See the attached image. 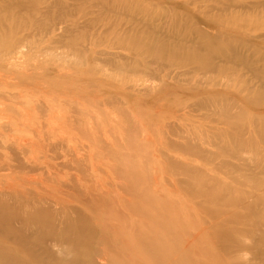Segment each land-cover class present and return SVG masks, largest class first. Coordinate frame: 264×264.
Returning a JSON list of instances; mask_svg holds the SVG:
<instances>
[{"label":"rangeland","instance_id":"374dc122","mask_svg":"<svg viewBox=\"0 0 264 264\" xmlns=\"http://www.w3.org/2000/svg\"><path fill=\"white\" fill-rule=\"evenodd\" d=\"M56 1L0 0V253L15 264H264V123L249 126L259 115L240 101L258 86L226 59L252 55L264 24L240 9L243 37L199 26L196 11L222 15L223 0ZM240 140L259 147L238 152Z\"/></svg>","mask_w":264,"mask_h":264},{"label":"bare ground","instance_id":"6f19581e","mask_svg":"<svg viewBox=\"0 0 264 264\" xmlns=\"http://www.w3.org/2000/svg\"><path fill=\"white\" fill-rule=\"evenodd\" d=\"M17 1V0H16ZM38 1V0H37ZM56 1V0H55ZM103 1V0H102ZM165 1V0H164ZM198 1V0H197ZM25 2V1H24ZM30 1H28L29 3ZM57 2V1H56ZM60 2V1H59ZM118 2V1H117ZM129 2V0H128ZM12 3V2H11ZM15 3V2H14ZM23 3V2H22ZM61 3V2H60ZM140 3V2H139ZM143 3V2H142ZM27 4V3H26ZM41 4V3H40ZM51 4V3H50ZM57 4V3H56ZM83 4V3H82ZM100 4V3H99ZM125 4V3H124ZM190 4V3H189ZM192 4V3H191ZM190 4V5H191ZM16 5V4H15ZM37 5V4H36ZM129 5V4H128ZM138 5V4H137ZM144 5V4H143ZM189 5V6H190ZM253 5V6H251ZM251 5H248V4H245L243 2H239V1H232V0H223L220 2L219 4V11H221L222 15H218V14H214L212 12H206V11H196L197 14H199L198 16H201L200 18L202 19L201 22L200 21H197L198 25L199 26H202V27H207L209 29H211L212 27H217V28H226V29H232V33H235L237 35H240V37H243L242 35H246L248 34V30L247 29H251L252 28V25H251V21L249 18H251V20L255 22H262L264 24V0H258L256 3L254 4H251ZM9 6V5H8ZM49 6V5H48ZM47 6V8H48ZM104 6V5H103ZM107 6V5H106ZM212 6V5H211ZM5 7V6H4ZM51 7V5H50ZM58 7V6H57ZM62 7V6H61ZM78 7V6H77ZM100 7V6H99ZM105 7V6H104ZM114 7V6H113ZM140 7V6H139ZM164 7V6H163ZM168 7V6H167ZM171 7V6H170ZM29 8H32V7H29ZM80 8V7H79ZM103 8V7H101ZM120 8V7H119ZM133 8V7H132ZM155 8V7H154ZM28 9V8H27ZM34 9V8H33ZM32 9V10H33ZM38 9V8H37ZM124 9V7H123ZM166 9V8H165ZM168 9V8H167ZM173 9V8H172ZM240 9H248V17H240V16H237V17H233L232 16L234 15V11L235 10H240ZM2 10V9H1ZM5 10V9H4ZM46 10H49V9H46ZM93 10V9H92ZM105 10V9H104ZM135 10V9H134ZM139 10V9H138ZM154 10V9H153ZM206 10V9H205ZM16 11V10H15ZM194 11V10H193ZM215 11V10H214ZM105 12V11H104ZM109 12V11H108ZM117 12V11H116ZM139 12V11H138ZM169 12V11H167ZM218 12V11H217ZM246 13V12H245ZM130 14V12H129ZM135 14V13H133ZM162 14V13H161ZM172 14V13H171ZM230 14V15H229ZM254 14V15H252ZM125 15V14H124ZM151 15V14H150ZM131 16V15H130ZM128 16V17H130ZM136 16V14H135ZM236 16V15H235ZM242 16V15H241ZM244 16V14H243ZM17 17V16H16ZM15 18V17H14ZM97 18V17H96ZM122 18V17H121ZM142 18V17H141ZM165 18V17H164ZM190 18V17H189ZM199 18V19H200ZM94 19V18H93ZM99 19V18H98ZM118 19V18H117ZM159 19V18H158ZM120 20V19H119ZM119 20H116L119 22ZM132 20V19H131ZM145 20V19H144ZM14 21V20H13ZM99 21V20H98ZM140 21V20H138ZM186 21V20H185ZM27 22V21H26ZM127 22V21H125ZM144 22V21H142ZM184 22V21H183ZM22 23V22H21ZM29 23V22H28ZM27 23V24H28ZM137 23V22H136ZM151 23V22H150ZM168 23V22H167ZM95 24V23H94ZM119 24V23H118ZM132 24V22H131ZM182 24V23H181ZM244 25V28H242L241 26L239 25ZM257 24V23H256ZM126 26V25H125ZM130 26V25H129ZM139 26V25H138ZM141 26V25H140ZM145 26V25H144ZM160 26V25H159ZM152 27V26H151ZM164 27V26H163ZM193 27V25H192ZM211 27V28H210ZM259 27V26H258ZM254 28V30L252 29V31H254V35L253 37H251V39L254 41L255 43V46H254V50H253V53L252 55H248V56H244L243 53L241 52L242 55H236V54H230L229 53H226L227 55H230L229 57H226V59H232V60H237V59H241L243 60V65L241 66V70L238 74H243V71L244 69L248 71V74H252L253 76V79L254 81L257 83V88L255 89V87H249V86H246L244 88V90H242V95L240 96V101L242 102L243 106H244V110H241L242 112L244 113H249V114H253L254 116H258L259 115V120H256V121H252V122H248L249 123V126L251 127H256L258 128V126H262L263 123H264V52H262V54H260L261 52H259V47L261 45H263V48H264V29H259V28ZM22 28V27H21ZM128 28V27H127ZM157 28V27H156ZM161 28V26H160ZM183 28V26H182ZM187 29V28H186ZM192 29V28H191ZM246 29V30H245ZM256 29H259V30H256ZM139 30V29H138ZM141 30V29H140ZM185 30V29H184ZM212 30V29H211ZM242 30H245V31H242ZM262 30L261 32H263V36L259 34V31ZM130 31V30H129ZM128 31V32H129ZM134 31V30H133ZM117 32V31H116ZM143 32V30H142ZM170 32V31H169ZM43 33V32H42ZM133 33V32H132ZM138 33V32H137ZM173 32H171L172 34ZM185 33V32H183ZM214 33V32H213ZM224 33V32H223ZM245 33V34H244ZM250 34V33H249ZM145 35V34H144ZM175 35V33H174ZM123 36V34L121 35ZM150 36V35H149ZM187 36V35H186ZM194 36V35H193ZM233 36V35H232ZM249 36V35H248ZM126 37V36H125ZM124 37V39H125ZM129 37V36H128ZM195 37V36H194ZM234 37V36H233ZM188 38V36H187ZM220 38V37H219ZM231 38L232 37H229L228 40H226V43H225V47H227L228 45H231ZM103 39V38H102ZM116 39V38H114ZM155 39V38H154ZM173 39V38H172ZM106 40V39H105ZM156 40V39H155ZM162 40V39H161ZM164 40V39H163ZM195 40V38H194ZM235 40V39H233ZM243 40V39H242ZM183 41V40H182ZM190 41V40H189ZM211 41V40H210ZM110 42V41H109ZM137 42V41H135ZM156 42V41H155ZM198 42V41H197ZM194 43V44H198V43ZM208 42V41H207ZM243 42V41H242ZM19 43V42H18ZM95 43V42H94ZM113 43V41H112ZM133 43V42H132ZM164 43V42H163ZM166 43V42H165ZM168 43V42H167ZM201 43V42H200ZM213 43V41H212ZM244 43V42H243ZM17 44V43H16ZM190 44V43H189ZM193 44V45H194ZM215 44V43H213ZM93 45V43H92ZM112 45V44H111ZM116 45V44H115ZM169 45V44H168ZM192 45V44H191ZM220 45V44H219ZM245 45V44H244ZM19 46V45H18ZM154 46V45H153ZM152 46V47H153ZM224 46V45H222ZM144 47V46H143ZM151 47V46H150ZM191 47V46H190ZM218 47V46H217ZM19 48V47H18ZM135 48V47H134ZM188 48V46H187ZM195 48V47H194ZM250 48V47H249ZM125 49V48H124ZM133 49V48H132ZM167 49H171L172 53H175V59H174V56H173V59L176 60L175 62L177 63V61L180 59H188L189 57H185L184 55H182L181 52H179V49L176 48L174 49V46H165L164 48L161 47V52H163L164 50H167ZM183 49V48H182ZM185 49V47H184ZM218 49H220V47H218ZM236 49V48H235ZM251 49V48H250ZM148 50V49H147ZM222 50V49H221ZM220 50V51H221ZM226 50V48H225ZM136 51V50H135ZM183 51V50H182ZM205 51H208V50H205ZM166 52V51H164ZM163 52V53H164ZM234 52V51H233ZM181 53V54H179ZM150 54V53H149ZM148 54V55H149ZM238 54V52H237ZM142 55V54H141ZM140 53H139V57L141 56ZM147 55V57H148ZM161 55V53H160ZM190 55V54H189ZM260 55V56H259ZM166 57V55H164ZM145 57V59L147 58ZM155 57V56H154ZM150 58V57H149ZM160 58V57H159ZM155 59V58H153ZM157 59V58H156ZM162 59V56L161 58ZM159 59V60H160ZM164 59V58H163ZM163 59L161 61H163ZM169 59V58H168ZM172 59V57H171ZM190 59V58H189ZM165 60V59H164ZM216 60V59H215ZM151 61V60H150ZM153 62V61H152ZM161 64V62H159ZM164 63H162L163 65ZM180 64V63H179ZM182 64V62H181ZM180 64V65H181ZM235 64V63H234ZM172 65L174 66L175 64L172 63ZM218 64H216L217 66ZM233 65V64H232ZM146 66V64H145ZM164 66V65H163ZM184 66V65H183ZM160 67V65H159ZM162 67V66H161ZM160 67V69H161ZM166 67V66H165ZM175 67V66H174ZM187 67V65H186ZM211 67V66H210ZM240 67V66H239ZM123 68H125V66H123ZM122 68V69H123ZM127 68V67H126ZM140 68V67H139ZM155 68V67H154ZM121 69V70H122ZM197 69L200 70V71H204L206 70V67L204 66H197ZM210 69V68H209ZM217 69V67H216ZM131 70V69H129ZM159 70V69H158ZM125 71V70H124ZM122 70V72H124ZM136 71V70H135ZM153 71V69H152ZM157 71V70H156ZM164 71V70H163ZM239 71V70H238ZM151 72V71H150ZM205 72V71H204ZM207 72V70H206ZM126 73V71H125ZM128 73V72H127ZM137 73V72H136ZM226 73V72H225ZM209 74V72H208ZM245 74V73H244ZM159 75V74H158ZM156 75V76H158ZM168 75H171V73H169ZM149 76V75H148ZM155 76V77H156ZM235 76V75H234ZM147 77V76H146ZM151 77V76H150ZM230 77V76H229ZM145 78V77H144ZM152 78V77H151ZM166 78V77H165ZM231 78V77H230ZM154 79V78H152ZM160 79V78H159ZM169 79V78H168ZM146 80V78H145ZM150 79H148L147 82H149ZM156 82V81H155ZM246 82V81H245ZM254 82V84H255ZM146 83V82H144ZM140 84V82H139ZM241 84V82H240ZM145 85V84H144ZM248 85V84H247ZM235 86H237L235 84ZM239 86V85H238ZM236 89V87H235ZM263 90V92L261 91ZM225 103L226 100H224ZM223 101V103H224ZM227 105V104H226ZM225 106V105H223ZM226 107V106H225ZM237 107V106H236ZM239 110V109H238ZM238 115V114H237ZM225 117H227L226 119L228 120L225 121L227 123H229V126H232V125H238L239 128H241V132H243L245 128H247V122L245 121V117L243 115H240V116H233L229 113L225 114ZM222 121V120H221ZM223 122V121H222ZM224 122V123H225ZM226 124V123H225ZM237 126V127H238ZM227 127V125H226ZM235 126V128H237ZM228 128V127H227ZM244 129V130H243ZM243 130V131H242ZM243 135V134H242ZM262 140L264 142V139L262 137ZM241 141V140H240ZM238 141V146H237V151L238 152H245V151H248V150H251V151H255L257 150V148L259 147L256 143L254 142H249V144H245L243 141ZM250 151V152H251ZM0 263L2 264H15V260H13L12 258L4 255L6 253H0Z\"/></svg>","mask_w":264,"mask_h":264}]
</instances>
